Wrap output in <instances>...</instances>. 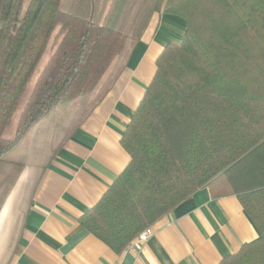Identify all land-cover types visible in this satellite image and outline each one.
Segmentation results:
<instances>
[{"label": "trees", "instance_id": "trees-1", "mask_svg": "<svg viewBox=\"0 0 264 264\" xmlns=\"http://www.w3.org/2000/svg\"><path fill=\"white\" fill-rule=\"evenodd\" d=\"M161 13L185 20L183 37L157 57L120 136L127 164L79 222L120 252L221 176L259 236L217 264H264V0H0V208Z\"/></svg>", "mask_w": 264, "mask_h": 264}, {"label": "crops", "instance_id": "crops-1", "mask_svg": "<svg viewBox=\"0 0 264 264\" xmlns=\"http://www.w3.org/2000/svg\"><path fill=\"white\" fill-rule=\"evenodd\" d=\"M185 20L154 16L121 71L91 96L46 166L26 165L0 208V264H217L256 240L258 230L225 179L195 191L150 227L137 251H114L79 218L128 162L119 139L169 42Z\"/></svg>", "mask_w": 264, "mask_h": 264}, {"label": "rangeland", "instance_id": "rangeland-1", "mask_svg": "<svg viewBox=\"0 0 264 264\" xmlns=\"http://www.w3.org/2000/svg\"><path fill=\"white\" fill-rule=\"evenodd\" d=\"M49 50H50V46H48L47 50L45 51V53L43 54V56L41 57L40 59V62L38 63V66L36 67V70L34 72V74L32 75L31 77V80L29 82V85H28V89H27V92L29 91L30 87L32 86L33 82L35 81L38 73L40 72V70L42 69L43 65L45 64L46 60H47V57L49 55ZM104 83V81H102V83L92 92V94H90L87 99L84 100V110H85V107L87 105V103L89 102V99L91 98V96L99 89V87ZM26 92V93H27ZM20 108H21V104H20ZM83 110V112H84ZM82 112V113H83ZM17 115H18V111H16L15 115L13 116V119L11 121V124L10 126L8 127V132L5 136H8V135H12V132H13V129H14V126H15V123H16V120H17ZM77 122V121H76ZM76 124V123H74ZM69 125L72 126V128H74V126L72 125V122L69 123ZM73 130V129H72Z\"/></svg>", "mask_w": 264, "mask_h": 264}, {"label": "built area", "instance_id": "built-area-1", "mask_svg": "<svg viewBox=\"0 0 264 264\" xmlns=\"http://www.w3.org/2000/svg\"><path fill=\"white\" fill-rule=\"evenodd\" d=\"M152 235V229L151 227H146L143 230H141L138 235L128 244L127 248H130L131 250L137 252L142 245L149 239V237Z\"/></svg>", "mask_w": 264, "mask_h": 264}]
</instances>
